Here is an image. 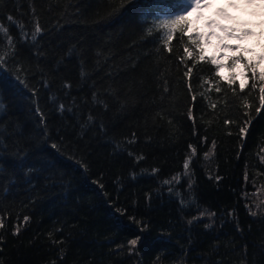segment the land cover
Here are the masks:
<instances>
[{"label":"trees","instance_id":"16d2710c","mask_svg":"<svg viewBox=\"0 0 264 264\" xmlns=\"http://www.w3.org/2000/svg\"><path fill=\"white\" fill-rule=\"evenodd\" d=\"M185 8L0 0V264H264L259 84L166 41Z\"/></svg>","mask_w":264,"mask_h":264},{"label":"snow or ice","instance_id":"6c2138e0","mask_svg":"<svg viewBox=\"0 0 264 264\" xmlns=\"http://www.w3.org/2000/svg\"><path fill=\"white\" fill-rule=\"evenodd\" d=\"M243 3L245 5H256L264 8V0H243ZM180 4L182 7L186 5L185 10L177 12L174 16L167 17L161 20V26L165 30L164 38L166 41H171L173 34L180 33L182 36H187L188 41L190 42L191 46L197 51V60L203 61L207 59L208 63L212 66H214V74L216 77H220V69L224 67H228L230 70H234L238 64H243L244 66V83L239 84V91L244 92V90L249 86L248 81L251 80L252 88L257 87V83L259 84V108L257 111L264 110V71L259 70V63H253L250 60H247L246 57L241 54L239 56H233L229 57L230 63L225 65L220 63L219 61L222 60L223 54L219 57L217 56H210L206 57L205 54V43L211 44V41L213 37L220 40V44L218 47H221L226 50H230L233 52L239 51V45H229L223 42V38L217 36L215 32H209L207 35L204 33H201L199 31H196L194 34H190L189 30L191 28V23L189 21V15L191 13L197 12L203 8H206L209 6L208 0H180ZM190 9V11H188ZM9 20H11V17H9ZM248 23H251L249 21ZM261 23H264V20L261 21ZM217 26L215 22H209L208 27L213 28ZM4 31H7L6 29H3ZM223 31L228 33L229 39H237V40H243L246 36H252L253 32L251 27L243 28L241 31V34L239 36L236 35L237 29H232L231 31H228L227 29H222ZM36 33L40 32V27L37 26L35 29ZM264 35V33H262ZM250 50V49H249ZM184 54L188 57H192V51L189 50V48L184 49ZM260 62L264 63V56L260 57ZM193 69L191 67H188L184 73L186 77L191 79ZM205 83H211L210 81H205ZM229 85H235L237 83L235 75H233L229 81ZM189 91H191V85H188ZM216 92H220L221 89L219 86H215ZM196 97L192 96V100L195 101ZM247 106V105H246ZM2 107V106H0ZM212 107L215 108L216 105L212 104ZM189 114L191 116V110L189 111ZM247 132V127L242 126L239 130V133L241 136H244ZM53 148L56 147V145H52ZM213 148H215V144L212 145ZM195 148L192 149L193 154H195ZM183 168L185 170V173L187 172L189 168V161H185L183 164ZM174 180L178 179V177H173ZM165 184L170 183V181L165 180ZM214 215V213H213ZM252 215H255L253 212ZM0 227H3V224L0 223ZM137 239H132L130 241V244L135 246L137 244Z\"/></svg>","mask_w":264,"mask_h":264},{"label":"rangeland","instance_id":"374dc122","mask_svg":"<svg viewBox=\"0 0 264 264\" xmlns=\"http://www.w3.org/2000/svg\"><path fill=\"white\" fill-rule=\"evenodd\" d=\"M209 6L197 12L191 13L192 24L191 33L199 31L207 35L209 32H215L217 36L223 38V42L229 45H239V51L218 47L220 40L213 37L211 44L205 43V54L207 57L223 54V59L219 62L229 64V57L239 56L243 54L246 59H252L253 63H259L264 68V63L260 62V57L264 56V8L256 5H245L243 0H208ZM190 11V9H189ZM215 22L217 26L208 27L209 22ZM251 21V23H248ZM251 27L253 35L246 36L244 39H229L228 33L222 29L231 31L237 29L236 35L239 36L243 28ZM250 49V50H249ZM241 83H244V66L238 64L233 70ZM220 73L224 78H229L230 69L224 67L220 69Z\"/></svg>","mask_w":264,"mask_h":264}]
</instances>
